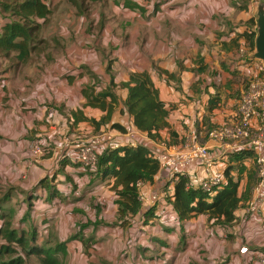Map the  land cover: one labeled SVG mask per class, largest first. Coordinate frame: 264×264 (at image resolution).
I'll return each mask as SVG.
<instances>
[{
  "label": "crops",
  "instance_id": "1",
  "mask_svg": "<svg viewBox=\"0 0 264 264\" xmlns=\"http://www.w3.org/2000/svg\"><path fill=\"white\" fill-rule=\"evenodd\" d=\"M62 1L79 23L75 29L63 27L58 35L66 39L74 32L82 39L51 45L42 36L45 42L31 45L25 61L0 46V229L7 225L19 232L36 231V243L66 242L70 258L77 255L96 264L111 261L108 248L132 243L140 234L141 244L148 247L144 249L166 242L176 252L164 250V257H149L148 264H261L253 251L264 254V212L257 218L243 204L230 226L207 215L182 224L171 206L158 216L146 217L141 211L120 220L115 178H96L77 164V149L64 142L104 132L123 139L125 133L110 123L99 129L92 124L90 120L99 121L105 111L86 105L83 90L88 87L96 93L110 88L118 98L111 122L137 130L125 106L128 89L119 84L132 73L147 72L171 107L170 128L161 135L170 140L173 129L179 137L167 147L143 134L142 144L150 150H179L189 141L205 144L217 164L210 169L193 165L192 178L199 183L217 174L225 182L230 154L241 143L228 147L211 139L209 131L237 121L239 95L245 90L234 82L235 75H257L255 61L260 59L246 47L247 35L258 30L252 20L264 0ZM7 19L0 11V34ZM57 49L60 54H53L46 65L39 62L38 53ZM245 54L252 58L249 64L240 60ZM36 138L47 147V155L39 159L30 153ZM174 182L160 171L153 182L140 183V192L172 193ZM76 208L86 214L72 212ZM2 243L7 239L0 236ZM100 245L102 252L95 250ZM242 246L251 253H240Z\"/></svg>",
  "mask_w": 264,
  "mask_h": 264
},
{
  "label": "trees",
  "instance_id": "2",
  "mask_svg": "<svg viewBox=\"0 0 264 264\" xmlns=\"http://www.w3.org/2000/svg\"><path fill=\"white\" fill-rule=\"evenodd\" d=\"M8 4L4 0L0 3L1 12L11 11L15 17H7L9 22L0 34V46H5L8 55L14 52L17 59L25 61L30 57L31 45L45 42L42 37L44 24L40 22V19L47 21L51 16L50 2L48 0H15L14 4ZM252 22L256 25L254 19ZM247 37L248 45L254 51L257 31L249 33ZM112 85H115L114 81ZM119 85L128 89L125 106L138 131L154 141L165 143L167 147L178 143L179 134L173 129H170V140H164L161 135V130L170 128L168 118L171 107H168L160 98L159 89L147 72L132 73L128 81L121 82ZM83 94L87 98L86 105L105 111L99 121L90 120L87 117H83V120H90L96 129H99L102 124L110 123L112 128L122 133L127 132L121 124L111 122L118 98L110 88L96 93L92 87H88L83 90ZM248 159L256 161L255 153L251 149L241 148L232 152L230 164L224 171L226 181L221 187L210 191L189 186V178L186 175H179L175 179L172 194L166 193L165 205L147 208L140 198L138 185L140 182H153L155 176L161 171L160 162L151 154L148 147L124 145L116 149L107 148L100 155L95 169L84 167L77 159L76 162L95 174L96 178H115L118 196L116 204L120 220L129 215L135 216L141 211L146 217L158 216L157 212L171 206L177 213V221L182 224L199 215H207L219 224L230 226L236 221V211L252 199L258 181L257 162L256 165H248L246 163ZM242 182L244 186L240 192ZM0 236L7 239V243L0 244V254L2 245L9 246L5 247L8 252H17L20 247L28 255H36L40 252L41 257L44 258L42 264H56L55 259L45 261V258L59 252H66L64 243H58L56 246L47 244L40 246L36 243V231L19 232L6 225L0 229ZM14 244H18L19 247H15ZM23 262V257L18 255L11 257L4 264H23Z\"/></svg>",
  "mask_w": 264,
  "mask_h": 264
},
{
  "label": "built area",
  "instance_id": "3",
  "mask_svg": "<svg viewBox=\"0 0 264 264\" xmlns=\"http://www.w3.org/2000/svg\"><path fill=\"white\" fill-rule=\"evenodd\" d=\"M237 113V121L235 123L222 124L212 128L209 131V137L228 147H231L234 142H240L241 144L234 147L235 149L245 148L254 151L258 181L253 197L248 202L247 212L257 218H262L264 212V79L257 77L250 81L248 89L239 99ZM142 137H144L143 133L129 129L123 135V139L104 132L84 141L67 139L64 144L67 148L74 147L77 149L76 159L84 167L95 169L100 155L105 149H116L124 145L133 147L143 145ZM150 151L160 162L161 171L166 172L171 180L177 179L179 175H186L189 178V186H197L206 191L221 187L224 184L222 176L217 174L209 175L199 183H196L197 181L195 182V179L192 178L191 169L193 165H200L210 169L217 164L215 154L205 144L198 141H189L184 148L179 150L151 149ZM30 153L36 159L45 156L46 144L42 138H36L32 142ZM166 193L172 194L171 192L163 191L147 196L140 192V198L146 208L154 205L164 206ZM251 251L248 246L240 248V253L242 254H249ZM257 252L253 251L255 260L264 264V254H258Z\"/></svg>",
  "mask_w": 264,
  "mask_h": 264
},
{
  "label": "rangeland",
  "instance_id": "4",
  "mask_svg": "<svg viewBox=\"0 0 264 264\" xmlns=\"http://www.w3.org/2000/svg\"><path fill=\"white\" fill-rule=\"evenodd\" d=\"M7 3H9L8 5L14 4L15 0H4ZM3 0H0V3H2ZM48 2H50V7L52 9V14L49 17V19L47 20V23L44 24V28L42 29V36L46 37L47 43L52 44H56V45H60L62 42H74L76 40L82 39L81 35L78 33V30H74L75 33H78V36L74 35L73 32V36H68L69 38L66 37V39H64V37L59 36L58 34L61 32V29L63 27L68 28L69 27L71 29H75L78 26V19L73 18L72 15L69 16L71 9L69 7H67L62 0H57L56 3H53L52 0H48ZM1 8V5H0ZM1 11V9H0ZM6 16L8 18H12L14 15L12 14L13 12L11 11H7L5 12ZM256 15H255V22L257 24V11H255ZM15 17V16H14ZM67 19L70 20L67 21ZM40 22H42V20L40 19ZM257 26V25H256ZM55 30V32H54ZM52 33H54L56 36H53ZM50 34V35H49ZM49 36H51L49 38ZM47 45V44H46ZM246 47H250V46H246ZM251 50V48H250ZM249 50V51H250ZM60 49L57 50H51L48 51L47 53H38V60L40 63H43V65H46L47 61H49L52 58V55H59L60 54ZM255 52H256V48H255ZM240 60L245 61V64H249L252 61L251 56H249L248 58H246V54L244 56H242V58H240ZM262 61V60H261ZM259 64V69L257 70V75L251 74V76H247L245 74L241 75L240 77H238V75H235V83H239L242 84V86L244 87V90L246 91L250 85V81H252L253 78H257L260 77L262 79H264V65L263 62L259 61H255ZM238 72H241V70H237ZM242 92H240L239 98L242 96ZM219 126V125H217ZM47 155V147H46V154ZM44 156V157H45ZM248 164L252 165L255 164L256 165V161L254 159H250L248 160ZM244 183V182H242ZM77 211L80 214H86L84 212H82V210L80 209H74L72 210V212ZM76 220V219H75ZM78 224V222H77ZM141 231V230H140ZM138 233V232H137ZM77 236V235H76ZM141 234L136 237L134 240H132V243H127V244H123L118 246V249L116 247V249L114 247H110L107 249V251L109 252L107 255L112 256L113 258L111 259V261L109 260H105L103 262H105L106 264H148L149 262H147V259L149 257H155L158 260H160V258L164 257L166 252H163L164 250L166 251H170L169 255H174L176 252L174 251L173 248H171L169 246L168 243L163 242V243H156V246H154L153 249H144V248H148L145 244H141L140 239H141ZM73 239V236H71L70 238L67 239V241H70ZM168 242H171V245H174V240L170 241L168 238L165 239ZM249 243V242H248ZM46 244L42 243L39 244L40 246H44ZM58 243L53 244V246H56ZM65 246H66V242H64ZM8 245H2V250H1V254H0V264H4L5 262H7L11 257H16L18 255H21L23 257V264H42V261H44L40 255V252L38 254H34V255H28L27 252H25L24 249L20 248L18 246V244H14L15 247H19V251L17 252H8V250L5 248ZM60 246V245H59ZM9 247V246H8ZM153 247V246H152ZM62 248V247H60ZM105 248L102 247L101 245L99 247H97L98 251H103ZM135 249V250H132ZM144 250V251H143ZM77 251V249H76ZM21 253V254H20ZM133 253L136 254L135 258H133ZM72 256V254H68L67 252H59L58 254L55 255H51L50 257H46L45 261H48L49 259H55L57 262L56 264H96L93 263L91 261H94L93 259H86L83 257H79V256H75L74 258H70ZM70 258V259H69ZM155 260V261H158ZM95 262V261H94ZM129 262V263H127ZM151 263V262H150ZM156 263V262H154ZM152 264V263H151ZM204 264H209V263H204ZM216 264V263H213ZM241 264H243V262L241 261Z\"/></svg>",
  "mask_w": 264,
  "mask_h": 264
},
{
  "label": "water",
  "instance_id": "5",
  "mask_svg": "<svg viewBox=\"0 0 264 264\" xmlns=\"http://www.w3.org/2000/svg\"><path fill=\"white\" fill-rule=\"evenodd\" d=\"M257 18V37H256V52L254 57L262 60L264 65V3H261L258 8Z\"/></svg>",
  "mask_w": 264,
  "mask_h": 264
}]
</instances>
